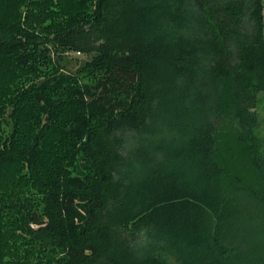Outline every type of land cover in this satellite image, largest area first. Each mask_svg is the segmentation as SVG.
Returning a JSON list of instances; mask_svg holds the SVG:
<instances>
[{
	"label": "trees",
	"instance_id": "obj_1",
	"mask_svg": "<svg viewBox=\"0 0 264 264\" xmlns=\"http://www.w3.org/2000/svg\"><path fill=\"white\" fill-rule=\"evenodd\" d=\"M263 105L264 0H0V264H264Z\"/></svg>",
	"mask_w": 264,
	"mask_h": 264
},
{
	"label": "rangeland",
	"instance_id": "obj_2",
	"mask_svg": "<svg viewBox=\"0 0 264 264\" xmlns=\"http://www.w3.org/2000/svg\"><path fill=\"white\" fill-rule=\"evenodd\" d=\"M66 58H68L67 60H69L71 62V69H75L77 67L78 64L80 63H84L87 60V57L83 56V55H72L70 54L69 56H66ZM260 112L262 115H264V105L263 107L260 109ZM263 120V124H262V131L264 132V117L262 118Z\"/></svg>",
	"mask_w": 264,
	"mask_h": 264
}]
</instances>
